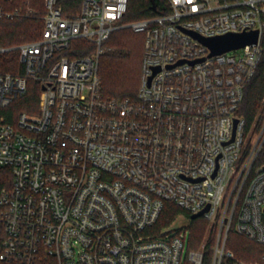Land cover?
Instances as JSON below:
<instances>
[{
	"label": "built area",
	"instance_id": "obj_1",
	"mask_svg": "<svg viewBox=\"0 0 264 264\" xmlns=\"http://www.w3.org/2000/svg\"><path fill=\"white\" fill-rule=\"evenodd\" d=\"M128 3L82 0L74 12L44 0L41 37L0 46L21 68L0 72V264H203L208 251L221 264L234 261L232 221L264 247V117L252 142L237 114L263 54L264 0H160L156 15L124 23ZM122 29L145 37L134 101L100 94L103 43ZM253 32L255 44L212 56L193 36ZM75 40L94 53L71 58ZM28 80L38 112L15 115ZM166 202L188 215L176 221L208 208L199 250L182 225L155 228Z\"/></svg>",
	"mask_w": 264,
	"mask_h": 264
},
{
	"label": "trees",
	"instance_id": "obj_2",
	"mask_svg": "<svg viewBox=\"0 0 264 264\" xmlns=\"http://www.w3.org/2000/svg\"><path fill=\"white\" fill-rule=\"evenodd\" d=\"M82 0H63L65 5L79 10ZM160 0H129L127 13L123 18L124 23L139 21L152 17L157 11L152 9V4L158 5ZM4 13L11 15L20 8H28L34 14L31 17H12L6 14L0 18V46L10 47L24 42L39 39L43 32V21L40 19L45 14L44 0H2ZM26 10V9H25ZM74 16L76 14H63ZM145 37L142 33H134L130 29L113 32L109 39L103 43V52L99 57L98 75L101 80L100 94L106 100H135L141 76V66L144 53ZM261 45L263 54L252 81L246 85L243 101L238 109V116L244 120V133L257 131L263 120L264 110V31ZM95 47L84 40H75L71 43V58H81L94 53ZM18 54L16 52L0 55V72L17 73L20 71ZM40 84L33 80L27 81L25 94L15 100L9 109L15 115L19 113L36 114L38 112ZM261 155L264 156V150ZM184 215L182 210L174 204L166 202L159 219L155 225L157 230L169 227L179 216ZM206 221L202 218L188 221L187 250L196 251L204 235ZM225 250L234 255V261L256 263L264 254V247L240 235L234 229L232 221ZM233 260L223 259L221 264H233ZM203 264H211V254L203 258Z\"/></svg>",
	"mask_w": 264,
	"mask_h": 264
},
{
	"label": "water",
	"instance_id": "obj_3",
	"mask_svg": "<svg viewBox=\"0 0 264 264\" xmlns=\"http://www.w3.org/2000/svg\"><path fill=\"white\" fill-rule=\"evenodd\" d=\"M155 4H152V9L154 10ZM195 38H197L203 45H205L209 50L211 51L212 55H219L222 53H226L232 50H236L239 48H242L246 45L255 44L257 41V33H243V34H229L222 37H216L211 39H203L198 37L197 35L193 34ZM234 123H237V120L234 121ZM208 208H206L204 211L191 215L189 218L190 220H196L199 218L203 212H206Z\"/></svg>",
	"mask_w": 264,
	"mask_h": 264
},
{
	"label": "rangeland",
	"instance_id": "obj_4",
	"mask_svg": "<svg viewBox=\"0 0 264 264\" xmlns=\"http://www.w3.org/2000/svg\"><path fill=\"white\" fill-rule=\"evenodd\" d=\"M25 9L27 10L28 8H20L19 10H23L25 11ZM101 82V80H100ZM264 112V110H263ZM264 115V113H263ZM261 131V130H260ZM260 131H255V133L252 135V138H251V141L253 142L255 140V138L259 135ZM183 226L187 229V226H188V222L186 221V219L184 217H180L176 220H174V222L171 224V226ZM210 228V224L206 221V224H205V227H204V235H203V238L201 239V242L199 244V249H200V246L201 244L205 241V238L207 236V233H208V230ZM216 230H217V226L216 225H213L212 226V229L208 235V240H207V247L210 248L211 246H213V243H214V238H215V233H216ZM198 249V250H199ZM197 251V250H196ZM209 254H211V252L208 251ZM185 255V253H184Z\"/></svg>",
	"mask_w": 264,
	"mask_h": 264
}]
</instances>
